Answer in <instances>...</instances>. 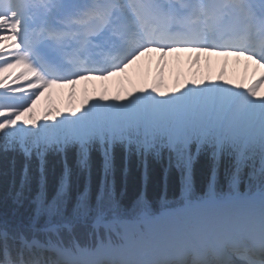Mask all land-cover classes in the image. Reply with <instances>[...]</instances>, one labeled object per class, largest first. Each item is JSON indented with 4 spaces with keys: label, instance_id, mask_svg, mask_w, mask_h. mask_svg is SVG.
Wrapping results in <instances>:
<instances>
[{
    "label": "snow or ice",
    "instance_id": "obj_1",
    "mask_svg": "<svg viewBox=\"0 0 264 264\" xmlns=\"http://www.w3.org/2000/svg\"><path fill=\"white\" fill-rule=\"evenodd\" d=\"M181 53L194 54L193 67L202 57L235 58L251 74L197 71L170 90L168 57ZM153 54L150 81L37 114L53 90L70 89L74 100L79 84L124 76ZM0 89V150L24 157L17 197L38 185L27 222L0 229V264H264V0H0ZM117 147L124 174L135 155L145 179L148 159L167 152L180 199L170 204L165 194L157 208L143 194L117 195ZM69 150L89 179L93 151L102 158L95 202L86 185L71 218ZM49 154L63 167L51 199ZM202 154L212 179L200 195L193 173ZM77 226L90 230L88 246Z\"/></svg>",
    "mask_w": 264,
    "mask_h": 264
},
{
    "label": "trees",
    "instance_id": "obj_2",
    "mask_svg": "<svg viewBox=\"0 0 264 264\" xmlns=\"http://www.w3.org/2000/svg\"><path fill=\"white\" fill-rule=\"evenodd\" d=\"M2 143V142H0ZM69 163L72 164L73 174L71 178V189L67 201L66 211L70 214L72 208L75 209L74 204L77 201L78 195L85 191L87 185V196L90 200L96 199L98 194L100 181L102 178V158L99 151L92 153V173L89 179L85 173H80L75 168V151L68 152ZM15 160V165H13ZM47 196L51 199L55 192L63 172V167L60 163L61 157L55 154H49L47 157ZM115 191H126L124 200H130L136 194L145 189L146 196L154 204L157 202V197L161 192L163 186L166 185L167 193L175 195L179 192L181 186V174L175 168L168 166L167 152L161 158L150 157L147 161V179H145L144 168L140 165L135 155L131 156V162L128 167V172L125 175L123 172L125 166V152L122 148L117 147L115 150ZM24 164V157L15 151L0 150V204L12 202L11 207H0V215L10 216L17 220H25V217L33 214L36 204L33 202L38 192V185L33 180L26 184L23 189V195L19 198L16 193L20 190L22 179V166ZM167 170V171H166ZM223 169H221L218 182L222 185L224 181ZM32 175L36 176L35 162L32 165ZM212 172L210 164L207 162L206 155H201L198 163L194 168L193 182L195 183L196 191L203 190L205 184L210 181ZM220 179V180H219ZM225 182H223L224 184ZM17 202V204L15 203ZM19 203L22 207H18ZM2 217V216H0ZM85 235L84 233H82ZM76 237L79 235L75 233ZM79 242L85 243L84 239H79Z\"/></svg>",
    "mask_w": 264,
    "mask_h": 264
},
{
    "label": "bare ground",
    "instance_id": "obj_3",
    "mask_svg": "<svg viewBox=\"0 0 264 264\" xmlns=\"http://www.w3.org/2000/svg\"><path fill=\"white\" fill-rule=\"evenodd\" d=\"M154 56L151 58H145L144 61L141 62V64L138 67L146 66L143 70L145 74H153L154 76L157 74L159 69V62L153 64ZM194 58V54H190L188 59L185 60L186 63L190 64V66L185 67L186 71L191 70L193 73L199 71L204 74L205 76L211 75L212 73V67L215 66V74L218 76V74L221 71H224L223 67L227 60L232 61V64L229 66V71L235 72L237 61L235 58H222V57H215L213 61H211V64L209 65L208 61L209 58L201 59V64L199 66L193 67L192 60ZM244 66H246V62H243ZM183 71V68L178 65H171L168 67V69L165 71V79L167 84L169 85V88L172 89L175 87L177 81L179 80L181 83L183 82V76L180 74V72ZM247 75V73H245ZM148 75V76H150ZM250 75V73H249Z\"/></svg>",
    "mask_w": 264,
    "mask_h": 264
},
{
    "label": "rangeland",
    "instance_id": "obj_4",
    "mask_svg": "<svg viewBox=\"0 0 264 264\" xmlns=\"http://www.w3.org/2000/svg\"><path fill=\"white\" fill-rule=\"evenodd\" d=\"M110 81L114 83L113 86L121 84L119 81L114 79H109V82H97L95 84L98 85L97 88H95L93 85L90 86V84H79L76 89V96L74 100L70 98V89L65 88L53 90L51 93L46 94V96L41 99L40 103L37 105L36 112L38 115L42 113L44 108L49 103H51L54 107L59 108L61 111L65 112L70 106L73 105L79 108L86 96H91L93 94H101L110 85ZM116 89H118V86ZM49 96L51 97L50 101L48 99ZM15 203L17 204V202ZM22 204L23 203H19L18 207H22Z\"/></svg>",
    "mask_w": 264,
    "mask_h": 264
},
{
    "label": "water",
    "instance_id": "obj_5",
    "mask_svg": "<svg viewBox=\"0 0 264 264\" xmlns=\"http://www.w3.org/2000/svg\"><path fill=\"white\" fill-rule=\"evenodd\" d=\"M223 173V172H222ZM224 181L223 182H225V181H227L226 179H225V177H224V175H223V178H222ZM220 180V179H219ZM223 182H222V185H223ZM220 184V183H219ZM116 193H117V195H119V196H121L123 199L125 198V196H126V191H120V192H117L116 191ZM142 193H145V189H142V191H140V193H138V194H142ZM166 194V197L167 198H169L170 196H172V195H170V194H168L167 193V187H166V185L165 186H163V188H162V190H161V192L159 193V195H158V197H157V201H159L160 199H161V197L162 196H164ZM145 195H146V193H145ZM147 196V195H146ZM134 197V196H133ZM148 197V196H147ZM146 197V198H147ZM148 199V198H147ZM149 200V199H148ZM11 204H12V202H7V203H4V204H0V207H3V206H9V207H11ZM23 204H25V203H23ZM13 205V204H12ZM25 205H27V204H25ZM18 206V205H17ZM0 216H2V217H5V216H3V215H0ZM2 217H0V218H2ZM28 217V216H27ZM26 218V217H25Z\"/></svg>",
    "mask_w": 264,
    "mask_h": 264
}]
</instances>
